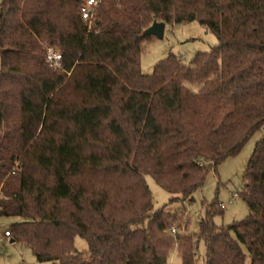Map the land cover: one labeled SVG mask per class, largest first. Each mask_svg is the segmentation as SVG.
<instances>
[{
	"label": "trees",
	"instance_id": "trees-1",
	"mask_svg": "<svg viewBox=\"0 0 264 264\" xmlns=\"http://www.w3.org/2000/svg\"><path fill=\"white\" fill-rule=\"evenodd\" d=\"M83 2H0V219H18L8 238L40 263L168 264L175 251L194 264L193 236H167L179 216L153 211L145 177L169 203L189 200L263 129L239 194L246 218L217 227L212 203L196 238L204 264H264V0H99L90 29ZM153 22H198L217 45L144 75Z\"/></svg>",
	"mask_w": 264,
	"mask_h": 264
},
{
	"label": "rangeland",
	"instance_id": "rangeland-1",
	"mask_svg": "<svg viewBox=\"0 0 264 264\" xmlns=\"http://www.w3.org/2000/svg\"><path fill=\"white\" fill-rule=\"evenodd\" d=\"M1 2V0H0ZM217 45L215 36L198 22H183L180 24L166 25L161 40L147 37L142 42L140 54V71L144 75H150L154 66L169 55H173L187 64L192 57L201 52H208ZM53 49V48H51ZM55 50V49H54ZM195 92L197 85H188ZM263 129L254 133L241 147L239 152L220 162L215 169H211L205 178L202 188L197 190L189 200L184 202L169 203V195L160 188L150 177H145V182L152 198L153 211L162 209L166 214L178 215L181 227L175 226V236L192 235L196 242L194 264H204L205 246L202 240L196 237L199 232V224L205 216L206 209L212 203L222 204L224 209L216 214L212 221L217 227L229 226L243 221L247 214V205L241 200V193L245 181L244 173L253 153L255 144L261 139ZM218 209V208H217ZM16 218L0 219V238L5 231L17 223ZM167 229V236L175 237ZM175 244V243H174ZM75 249L87 257V245L79 237L74 239ZM180 258L172 251L168 258V264H179ZM0 264H50L40 263L34 257L32 250L21 242H13L4 238L0 242Z\"/></svg>",
	"mask_w": 264,
	"mask_h": 264
},
{
	"label": "built area",
	"instance_id": "built-area-1",
	"mask_svg": "<svg viewBox=\"0 0 264 264\" xmlns=\"http://www.w3.org/2000/svg\"><path fill=\"white\" fill-rule=\"evenodd\" d=\"M99 0H84V2L81 4L79 8V14L84 23H86L88 29L91 28L94 20H95V14H96V8L98 6ZM47 61L48 63L55 67L59 68V61H60V55L59 53L54 49H47ZM220 209H224V206L222 204L219 205ZM170 234H175V229L171 228L169 229ZM9 233L5 231L0 238V242L4 238H8Z\"/></svg>",
	"mask_w": 264,
	"mask_h": 264
},
{
	"label": "water",
	"instance_id": "water-1",
	"mask_svg": "<svg viewBox=\"0 0 264 264\" xmlns=\"http://www.w3.org/2000/svg\"><path fill=\"white\" fill-rule=\"evenodd\" d=\"M165 24L153 22L143 33L144 37H154L161 40L163 38ZM12 241V240H11Z\"/></svg>",
	"mask_w": 264,
	"mask_h": 264
}]
</instances>
